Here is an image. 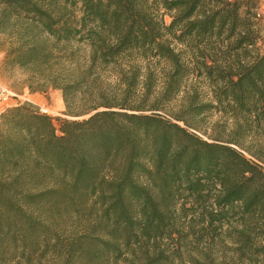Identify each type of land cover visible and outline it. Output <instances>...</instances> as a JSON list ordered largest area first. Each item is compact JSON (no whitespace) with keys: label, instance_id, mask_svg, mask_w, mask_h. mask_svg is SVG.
I'll return each instance as SVG.
<instances>
[{"label":"trees","instance_id":"16d2710c","mask_svg":"<svg viewBox=\"0 0 264 264\" xmlns=\"http://www.w3.org/2000/svg\"><path fill=\"white\" fill-rule=\"evenodd\" d=\"M257 8L0 0L4 65L73 118L0 114V264H264Z\"/></svg>","mask_w":264,"mask_h":264},{"label":"rangeland","instance_id":"374dc122","mask_svg":"<svg viewBox=\"0 0 264 264\" xmlns=\"http://www.w3.org/2000/svg\"><path fill=\"white\" fill-rule=\"evenodd\" d=\"M257 17L260 24L261 39L258 41L257 47L260 51L264 50V0H258ZM169 21V18H166ZM5 45L4 36L0 35V81L2 84L15 96L10 97L9 106L5 107L3 111L9 107L20 105L23 103L36 102L35 108L42 114L51 117L56 129L60 126V121L63 119H73L64 114L65 107L61 98V94L56 90H48L42 100L35 97H29V91L24 88L23 79L25 77L18 69L9 68L4 65V52L2 51ZM29 99V100H28ZM31 101V102H30ZM216 117V116H215ZM214 117V118H215ZM50 264H56L51 262Z\"/></svg>","mask_w":264,"mask_h":264},{"label":"built area","instance_id":"2783aa9c","mask_svg":"<svg viewBox=\"0 0 264 264\" xmlns=\"http://www.w3.org/2000/svg\"><path fill=\"white\" fill-rule=\"evenodd\" d=\"M15 96L11 93L0 81V114L3 112L5 107L9 106L10 97Z\"/></svg>","mask_w":264,"mask_h":264},{"label":"crops","instance_id":"0c3cea01","mask_svg":"<svg viewBox=\"0 0 264 264\" xmlns=\"http://www.w3.org/2000/svg\"><path fill=\"white\" fill-rule=\"evenodd\" d=\"M47 93H30L29 92V97H35L36 99H38V100H42L44 97V95H46ZM29 100V99H28ZM31 102V101H30ZM33 104H35V105H39V103H36V102H32Z\"/></svg>","mask_w":264,"mask_h":264}]
</instances>
